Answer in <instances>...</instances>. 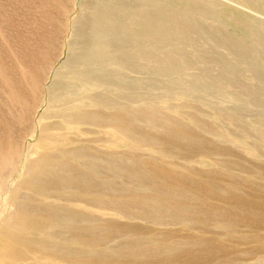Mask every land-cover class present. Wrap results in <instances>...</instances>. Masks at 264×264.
<instances>
[{
  "label": "rangeland",
  "instance_id": "obj_1",
  "mask_svg": "<svg viewBox=\"0 0 264 264\" xmlns=\"http://www.w3.org/2000/svg\"><path fill=\"white\" fill-rule=\"evenodd\" d=\"M263 189L264 0H0V264H264Z\"/></svg>",
  "mask_w": 264,
  "mask_h": 264
},
{
  "label": "bare ground",
  "instance_id": "obj_2",
  "mask_svg": "<svg viewBox=\"0 0 264 264\" xmlns=\"http://www.w3.org/2000/svg\"><path fill=\"white\" fill-rule=\"evenodd\" d=\"M48 101V100H47ZM47 104V103H46ZM79 113V112H78ZM115 113H116V111H115ZM80 114V113H79ZM111 115V114H110ZM79 116V115H78ZM77 117V116H76ZM82 117V116H81ZM109 117V116H108ZM108 117H107V119H108ZM68 118V117H67ZM78 118V117H77ZM69 119V118H68ZM82 119V118H81ZM84 119V118H83ZM87 119V118H86ZM91 119V118H90ZM110 119V118H109ZM123 119H124V117H123ZM70 120V119H69ZM75 120V119H74ZM78 120V119H77ZM100 120V119H99ZM121 119L119 118V121H120ZM126 120V119H125ZM41 122L43 121V120H40ZM39 121V122H40ZM46 121V120H45ZM110 121V120H109ZM44 122V121H43ZM47 122V121H46ZM87 122V121H86ZM73 122H71V124H72ZM74 123H75V121H74ZM90 123V122H89ZM40 124V123H39ZM44 124V123H43ZM47 124V123H46ZM107 124V123H106ZM116 124H118V123H116ZM120 124V123H119ZM123 124V123H122ZM113 125H114V123H113ZM43 126V125H42ZM44 126H45V124H44ZM128 126V125H127ZM130 126V125H129ZM114 127V126H113ZM43 128V127H42ZM115 128V127H114ZM121 129V128H120ZM128 129H130L129 127H128ZM110 130V129H109ZM121 131V130H120ZM116 132H117V129H116ZM123 132V134H124V132L125 131H122ZM119 133V132H118ZM53 134V133H52ZM122 133H121V135H123ZM125 134H126V132H125ZM129 134V133H128ZM127 134V135H128ZM116 135V134H115ZM119 135H120V133H119ZM51 136H53V135H47V136H45V139H52L51 138ZM124 136V135H123ZM56 137V136H55ZM127 137H129V136H127ZM118 138V137H117ZM122 138H125V137H122ZM119 139V138H118ZM183 141V140H182ZM47 143V142H46ZM45 143V144H46ZM45 144H44V146H45ZM117 144V143H116ZM52 145V144H51ZM50 145V146H51ZM58 146V145H57ZM37 147V146H36ZM52 147V146H51ZM49 148V147H48ZM54 148V147H53ZM51 149V148H50ZM55 149V148H54ZM137 149V148H136ZM37 150V149H36ZM30 153V152H29ZM40 167V166H39ZM58 167V166H57ZM35 170H38V169H35ZM157 175V174H156ZM160 176V175H159ZM158 177V176H157ZM160 178V177H159ZM179 178V177H178ZM133 179V178H132ZM137 179V178H136ZM155 179H158V178H155ZM140 180V179H139ZM164 181V180H163ZM192 181V180H191ZM190 181V182H191ZM162 182V181H161ZM166 182V181H165ZM189 182V184L191 185V183ZM142 183V182H141ZM187 183V182H186ZM195 183V182H194ZM193 183V184H194ZM188 184V185H189ZM194 185H196L197 187H198V190H199V187H201V186H199L198 184H194ZM194 185H192V187L194 186ZM145 186V185H144ZM195 186V187H196ZM196 187V188H197ZM202 190H203V188H201ZM206 190V189H205ZM264 190V189H263ZM204 191V190H203ZM180 192V191H179ZM206 192V191H205ZM206 194V193H205ZM206 196V195H205ZM210 196V195H209ZM211 197H213V196H211ZM259 197V196H258ZM205 198V197H204ZM207 198V197H206ZM247 198V197H246ZM250 198V197H249ZM259 198H261V197H259ZM263 198V197H262ZM208 199V198H207ZM252 199V198H251ZM253 199H255V198H253ZM252 199V200H253ZM210 200H211V198H210ZM248 200H250V199H248ZM230 201V200H229ZM240 201V200H239ZM256 201V200H255ZM258 201V200H257ZM261 200H259V202H260ZM216 202H219V201H216ZM248 202V201H247ZM263 201H261L260 203H262ZM202 203V202H201ZM228 204H230L229 202H227ZM109 204V203H108ZM107 204V205H108ZM120 204V203H119ZM232 204V203H231ZM239 204V203H238ZM258 205H259V203H257ZM263 204V203H262ZM106 205V206H107ZM111 206H113V205H111ZM232 207V206H231ZM242 207L244 208L245 206L244 205H242ZM262 207H264V206H262ZM219 208V207H218ZM234 209V208H233ZM242 209V208H241ZM231 210V209H230ZM28 211V210H27ZM241 211V210H240ZM244 211V210H243ZM263 211V210H262ZM228 212H229V210H228ZM236 212V211H235ZM239 212V211H238ZM257 212V211H256ZM259 212V211H258ZM149 213V212H148ZM231 213V212H230ZM243 213V212H242ZM244 213H245V211H244ZM247 213H249V212H247ZM252 213V212H251ZM251 213H249V215L251 214ZM238 214V213H237ZM256 214V213H255ZM149 215V214H148ZM224 215V214H223ZM227 215V214H226ZM239 215H241L240 213H239ZM244 215V214H243ZM248 215V214H247ZM257 215H260V214H257ZM263 215H264V213H263ZM31 216V215H30ZM29 216V217H30ZM43 216V215H42ZM251 216H255V215H253V213H252V215ZM27 217V216H26ZM178 217V216H177ZM264 217V216H263ZM257 218H259V217H257ZM241 219V218H240ZM243 219V218H242ZM241 219V220H242ZM248 219V218H247ZM251 219V218H250ZM173 220V219H172ZM252 220V219H251ZM22 221V220H21ZM26 221H28L30 224L28 225V226H31V225H36L37 227L38 226H41L42 224V221H41V218L40 217H37V216H34V215H32L31 216V218L30 219H26ZM31 221H33V222H31ZM245 221V220H244ZM261 221V220H260ZM260 221H258V222H260ZM175 222V221H174ZM263 223H264V221H262ZM9 223V222H8ZM192 223V222H191ZM167 225V224H166ZM263 225L264 224H259V229L261 230V232H262V230L264 229V227H263ZM257 226V225H256ZM256 226H254V227H256ZM14 227V226H13ZM51 227V226H50ZM134 227V229H136V230H139L140 229V227L139 226H133ZM252 227V226H251ZM40 228H42V229H45V228H43V226L42 227H40ZM253 228V227H252ZM41 229V230H42ZM48 229V228H47ZM77 229V228H76ZM51 230V229H50ZM113 230V229H112ZM114 231V230H113ZM116 231V230H115ZM37 233V232H36ZM34 234V233H33ZM93 234V233H92ZM122 234V233H121ZM79 235V234H78ZM106 238V237H105ZM15 239V238H14ZM165 239H166V237H165ZM241 240V239H240ZM40 243V242H39ZM177 243V242H176ZM188 243V242H187ZM191 243V242H190ZM197 243V242H196ZM131 244V243H130ZM195 244V243H194ZM26 245V244H25ZM30 245V244H29ZM38 245V244H37ZM40 245V244H39ZM142 245V244H141ZM157 245V244H156ZM184 245H185V243H184ZM192 245V244H191ZM164 246V245H163ZM166 246V245H165ZM169 246V245H168ZM177 246V245H176ZM264 246V245H263ZM158 248V247H157ZM44 249H46V248H44ZM55 249V248H54ZM65 249V248H64ZM258 249H260V246L258 247ZM34 250V249H33ZM51 251H53L52 249H50ZM170 250V249H169ZM177 250V249H176ZM230 250L235 254V255H241V253H242V250H241V246L239 245V242H236V243H234V244H232L231 246H230V248H228L226 245H225V243L222 241V240H219V239H216V240H202V242L200 243V247H199V250L198 251H195V252H193L192 254H190L189 256H186V255H183V251L182 250H180V251H173V252H171V254H164L165 256H163L162 255V253L160 254V255H155V256H150V257H148L147 259H149V258H153V259H150V260H146V262L147 263H157V264H169V263H173V262H176V263H178V262H183V259H185V261H190L191 263H195V262H199V261H201V259L203 258V255H207V257L208 256H215V255H220V257H222L223 259H224V261L225 262H227V263H233V259H231V258H228L227 256L229 255V254H231L230 253ZM29 251V250H28ZM259 251H261V250H259ZM47 252H50V251H47ZM59 249H55L53 252H51V253H56V254H52L53 256H58L59 255ZM69 252V251H68ZM138 252V251H137ZM162 252V251H161ZM27 253H29V252H27ZM26 253V254H27ZM104 253V252H103ZM136 253V252H135ZM158 253H160V252H158ZM258 253V252H257ZM43 254V253H42ZM61 255H60V258H62V259H68V258H65L66 256H68V257H71V256H69L70 254L69 253H67V252H63V253H60ZM100 254V253H99ZM253 253H251V255H252ZM256 254V253H255ZM254 254V255H255ZM152 255H154V254H152ZM188 255V254H187ZM28 256H29V254H28ZM101 256V255H100ZM142 256H144L145 257V255H142ZM30 257V256H29ZM103 257V256H102ZM105 257V256H104ZM206 257V258H207ZM210 257H208L209 259H210ZM11 257H9V259H10ZM16 258V257H15ZM18 258H19V256H18ZM32 258H33V256H32ZM47 258V257H46ZM50 258H52V257H50ZM49 258V259H50ZM207 258V259H208ZM20 259V258H19ZM34 259V258H33ZM41 259V258H40ZM53 259V258H52ZM52 259H50V261L52 260ZM10 260H12V258L10 259ZM18 260V259H17ZM35 260V259H34ZM42 260V259H41ZM43 260H45V259H43ZM75 260V259H74ZM92 260H94V259H92ZM91 260V261H92ZM13 261V260H12ZM40 261V260H39ZM54 261H56V260H54ZM76 261V260H75ZM96 261H97V259H96ZM127 261V260H126ZM23 262H24V260H23ZM41 262V261H40ZM53 262V261H52ZM51 262V263H52ZM110 262V261H109ZM221 262V261H220ZM17 263V262H16ZM48 263H50L49 261H48ZM219 263V262H218ZM217 263V264H218ZM43 264V263H42ZM45 264V263H44ZM57 264V263H56ZM114 264V263H113ZM237 264V263H236Z\"/></svg>",
  "mask_w": 264,
  "mask_h": 264
}]
</instances>
